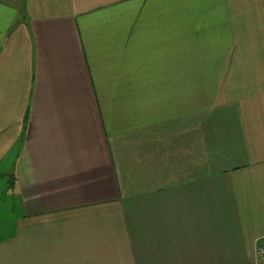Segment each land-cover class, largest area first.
Listing matches in <instances>:
<instances>
[{"label":"crops","instance_id":"crops-1","mask_svg":"<svg viewBox=\"0 0 264 264\" xmlns=\"http://www.w3.org/2000/svg\"><path fill=\"white\" fill-rule=\"evenodd\" d=\"M3 176L0 264H253L264 0H0Z\"/></svg>","mask_w":264,"mask_h":264},{"label":"built area","instance_id":"built-area-1","mask_svg":"<svg viewBox=\"0 0 264 264\" xmlns=\"http://www.w3.org/2000/svg\"><path fill=\"white\" fill-rule=\"evenodd\" d=\"M253 264H264V237L256 240L255 261Z\"/></svg>","mask_w":264,"mask_h":264},{"label":"rangeland","instance_id":"rangeland-1","mask_svg":"<svg viewBox=\"0 0 264 264\" xmlns=\"http://www.w3.org/2000/svg\"><path fill=\"white\" fill-rule=\"evenodd\" d=\"M6 179H8L7 178V176H3V178H2V181L0 180V186L2 187V188H4L5 189V187H6V184H8L7 182V180ZM7 181V182H6ZM4 182H6L5 184H4ZM0 199H2V198H0ZM3 201H6L7 202V198H5V199H3ZM1 203V202H0ZM4 214V213H3ZM0 216H2V213H0Z\"/></svg>","mask_w":264,"mask_h":264}]
</instances>
